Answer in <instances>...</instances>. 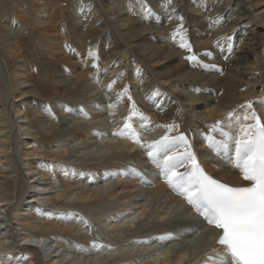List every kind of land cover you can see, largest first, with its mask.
<instances>
[{"label": "bare ground", "instance_id": "1", "mask_svg": "<svg viewBox=\"0 0 264 264\" xmlns=\"http://www.w3.org/2000/svg\"><path fill=\"white\" fill-rule=\"evenodd\" d=\"M83 1L0 0V264H212L208 257L221 251L219 231L204 221L206 229L198 234L204 227L198 214L169 191L160 179L162 167L149 153L153 142L167 135L165 126H173L167 131L183 134L197 162L213 176L248 185L223 159L228 155H212L216 151L210 147L198 150L190 139L200 136L196 127L220 134L212 130L218 121L233 134L236 121L253 110L264 122V0H149L150 7L140 0H101L96 6L107 19L99 15L86 22L78 13ZM179 27L183 31L173 39L169 31ZM180 35L191 52L179 46ZM192 54L195 62L186 59ZM148 78L150 86L156 84L154 93L157 87L167 89L144 107L137 99L148 93L135 95L131 88ZM83 91L87 99L78 98ZM113 94L121 108L115 99L114 106L107 104ZM133 104L146 119L127 120ZM126 122L140 143L114 134L125 130ZM143 123L149 125L146 133ZM146 139L145 158L134 157L133 147H145ZM176 145L154 153L156 161L162 165ZM74 154L89 160L73 161ZM142 161H153L160 172L145 171ZM131 173L136 177L125 180ZM89 177L96 189L88 185ZM133 195L151 207L138 204ZM162 203L166 208L160 212ZM81 214L85 219L78 218ZM85 224L91 227L89 236L81 231ZM168 227L172 233L166 234ZM180 229L184 234L174 233ZM69 237L82 245L86 259L74 242L76 247L67 246ZM155 238L183 245L169 247ZM195 241L201 246L187 253Z\"/></svg>", "mask_w": 264, "mask_h": 264}, {"label": "snow or ice", "instance_id": "2", "mask_svg": "<svg viewBox=\"0 0 264 264\" xmlns=\"http://www.w3.org/2000/svg\"><path fill=\"white\" fill-rule=\"evenodd\" d=\"M142 7L146 6L142 4ZM145 15H151V10L147 9ZM178 34L180 29L173 34V39ZM179 46L192 51L183 35H180ZM88 54L96 56L91 49ZM186 59L195 62L197 58L192 54ZM108 87L111 88V84ZM128 98L131 99L130 96ZM260 103L264 104V101ZM247 108L252 109L251 102ZM136 115L146 119L133 104V111L127 120ZM228 116L233 118V113L229 112ZM220 123L218 121L214 124L212 130L219 129L224 139L216 141L209 136V147L228 155L232 167L239 171L248 186H231L209 176L197 162L183 134L176 137L166 135L153 142L149 155L162 167L168 187L181 196L209 226L219 231L216 243L221 251L208 257L212 264H264V122L253 110L244 115L242 121L237 120L235 135L223 131ZM165 127L171 130L173 126ZM125 130L114 134L140 143L130 123H125ZM170 144H179L184 151L166 155L161 165L156 161L154 153H167ZM180 168H184V171H179ZM93 247L102 246L94 244Z\"/></svg>", "mask_w": 264, "mask_h": 264}, {"label": "rangeland", "instance_id": "3", "mask_svg": "<svg viewBox=\"0 0 264 264\" xmlns=\"http://www.w3.org/2000/svg\"><path fill=\"white\" fill-rule=\"evenodd\" d=\"M88 0H84L83 2H81V4H80V9H79V11H78V13L79 12H81V13H79V14H81L80 15V19L82 20V21H84V22H86V21H91L90 19H94V17H96L95 19H98V16L99 15H102V16H100L99 17V19L100 20H103V19H105L106 17L104 16V15H106L107 14V12L104 10L103 12H101V13H103V14H101V13H99L100 12V10L98 9V7L96 6V3H101V0H89V1H93V3L92 2H87ZM149 0H140V2H143L142 4L143 5H145L146 7L148 6V7H150V6H152V3L149 1ZM213 1V3L215 4V3H217V4H219V0H216V1H214V0H212ZM222 2V0H220V3ZM85 3V4H84ZM95 3V4H94ZM207 2H205V4H206ZM178 5H179V3H177L176 4V7H178ZM97 9H96V8ZM170 7V6H169ZM85 8V9H84ZM135 10L136 11H138V9L137 8H135ZM219 10V11H218ZM220 10H221V8H219V9H217L216 11H218V13H219V16L221 17L222 16V13L220 12ZM254 10V9H253ZM136 11H132V13L131 14H133V13H135ZM205 11V10H204ZM208 11V10H207ZM90 12H92V13H90ZM261 12H263V10L261 11ZM90 13V14H89ZM145 13V10L143 9V12H142V14H144ZM197 14V13H196ZM199 14V13H198ZM206 14L207 13H205V16H206ZM221 14V15H220ZM200 15V14H199ZM198 15V16H199ZM204 15H202V17H205ZM108 17L110 18V20L112 21V19H114V17H112V19H111V16H109L108 15ZM164 17H166V16H164ZM172 17V16H171ZM103 18V19H102ZM167 18V17H166ZM210 18H212V17H210ZM92 19V20H93ZM107 19V18H106ZM117 20V19H116ZM203 20V19H202ZM201 19H200V21H202ZM115 21V20H114ZM113 21V22H114ZM191 25H193V24H191ZM117 26V25H116ZM190 26V25H189ZM82 30H83V28H81ZM178 29H180V33L183 31V29H182V27H179ZM224 29V28H223ZM188 33H189V27L187 28V29H185ZM176 31H177V28H174L172 31L170 30L169 32L171 33V34H173V33H176ZM108 46V45H107ZM71 47V46H70ZM239 48H236V51H238L239 52V50H238ZM234 51L235 50H233V52H232V54L230 55V57L231 58H235V55H234ZM143 68H145V70H146V72H148L149 73V70L144 66ZM36 69V68H35ZM73 75V74H72ZM70 76V75H69ZM72 77H74V75L72 76ZM151 81V80H150ZM149 81V78H148V80H147V82H144L143 84L142 83H140V84H138V87L137 88H135V86H134V88L135 89H132L131 87V91L133 92V94H134V92H135V95H137V94H143V93H148V96L146 97V99H144V100H142V96L140 97V98H138L137 100H138V102H140V104L142 105V106H144L145 107V101L147 100V99H151V97H154L155 99L154 100H156L157 98V96H159V94H161L160 95V97L162 96V93H160V90H163L164 88H159V87H157V89H159V90H157V91H155V93H154V87H156V84H155V86L153 87V86H150V84H151V82ZM150 83V84H149ZM146 85V86H145ZM152 85V84H151ZM164 86H166V87H168L167 85H164ZM153 87V88H152ZM151 88V89H150ZM165 89H167V88H165ZM165 89H164V91H165ZM108 90V89H107ZM149 92H148V91ZM141 91V92H140ZM147 91V92H146ZM151 91V92H150ZM167 91V90H166ZM153 94H156V96L155 95H153ZM86 95V93L83 91L82 93H80V96L78 95V98H80V99H87L88 98V96H85ZM109 95H110V93H109ZM116 95H118V94H116ZM115 94H113V95H111V97L108 99L107 98V100L106 101H108L107 102V104L108 105H111V106H114V103H113V99H115V101L118 103V105H119V107L118 108H121L120 107V102H118L117 101V98L119 97V96H116ZM134 95V96H135ZM150 95V96H149ZM153 95V96H152ZM65 97H69L70 99L71 98H77V96H71V95H66ZM150 97V98H149ZM92 100L95 98V96L92 98V97H90ZM112 100V101H111ZM154 100L152 101V103H153V105H154ZM160 100H161V98H160ZM88 101V100H87ZM109 101H111L110 103H109ZM92 102H94V101H92ZM94 103H96V102H94ZM96 105V104H95ZM102 106H104L103 108H105V104L104 105H102ZM158 106V105H157ZM159 106H162L161 105V103L159 104ZM153 107V106H152ZM156 107V106H155ZM195 107V106H194ZM83 108H85V107H83ZM124 108V107H123ZM141 108V107H140ZM85 111V110H84ZM83 111V112H84ZM125 113V112H124ZM114 118V117H113ZM72 123V122H71ZM70 122H68L67 124L68 125H70V127L68 126V125H65L66 126V128L68 127V128H70L71 130H72V128H74V124L72 125ZM145 123H143V126H142V128L143 127H146V129H141L143 132H148V126L151 124V122L149 121L147 124H149L148 126H147V124L146 125H144ZM157 124H159V123H157ZM156 124V125H157ZM237 124V121H236V123H235V125ZM72 125V126H71ZM222 127H224L223 125H221ZM109 127H110V125H109ZM161 127V126H160ZM111 128H112V126H111ZM69 129V130H70ZM196 130L200 133L199 135V137H197V138H195V137H192L191 139H190V141H191V143L195 146V148L196 149H198V150H208V148H209V143H208V137L209 136H211V137H213L215 140H223V138L224 137H222V136H220V134H215V132H212V133H210V132H208V133H206L207 131H205V132H203V129L201 128V127H196ZM111 131H113V130H111ZM142 132V133H143ZM233 132V135H235L234 133H236V130H233L232 131ZM164 133H167V136L169 135V137H175V135L174 136H171V134L167 131V129H166V127H165V129H164ZM217 136V137H216ZM220 137H222V138H220ZM68 138H71V136H69ZM218 138V139H217ZM220 138V139H219ZM220 140V141H221ZM206 141H207V145L206 146H204L205 144H206ZM80 143L81 142H77V145H80ZM147 145V139L143 142V144L142 145ZM146 145H145V147L144 146H142V148H139L142 152V154L140 153V150H138L137 148H136V146H134L133 147V150H132V153L133 154H135L136 156H134V157H136V158H141V157H143V158H145V156H146V154H145V152H147V147L149 146H147L146 147ZM82 146V147H81ZM80 146V148H81V150H82V148H83V146L84 145H81ZM203 146V147H202ZM95 147V146H94ZM144 147V148H143ZM204 147H205V149H204ZM206 147H207V149H206ZM178 148V149H177ZM200 148V149H199ZM87 149H85V150H83L85 153H87L88 151H86ZM134 150H136V151H134ZM138 150V151H137ZM143 150H144V152H143ZM175 150H177V151H174L175 153L176 152H183L184 151V148L180 145V147H178V145H176V149ZM211 152H213V150L211 151ZM210 152V153H211ZM207 153H209V152H207ZM209 153V154H210ZM219 155L218 154V152L216 151V152H213V154L212 155ZM220 153V152H219ZM174 154V153H173ZM232 153L230 152V155H231ZM75 155V154H74ZM74 155H72V157H71V160H73V161H75V160H78V159H80V161H81V159H84L85 161H88L89 160V158H87L85 155H83V154H81V156L79 155H75V157H73ZM132 155V154H131ZM216 155V156H217ZM226 155V154H225ZM139 156H141V157H139ZM85 158H87L88 160H86ZM207 159H209V158H207ZM223 159L225 160H227L228 162H229V158H228V156H223ZM225 160V161H226ZM79 161V162H80ZM82 162H83V160H82ZM143 162V163H142ZM142 162H140V166H141V168L142 169H144L145 171H148V172H155V171H158L159 170V168H157V166L156 165H152L153 164V161L151 162V161H142ZM144 162H145V164H144ZM86 162H84V164H85ZM222 163H224V162H222ZM86 164H89V162H87ZM143 165V166H142ZM100 167V166H99ZM90 168H92V166L90 167ZM93 169V168H92ZM99 169V168H98ZM94 170V169H93ZM183 170H184V168H183ZM182 170V171H183ZM95 171V170H94ZM99 172L98 173H101L102 172V170L101 169H99L98 170ZM96 172H97V170H96ZM158 172H160V171H158ZM132 176H134V177H136V175H132V173L129 175V178H128V176L125 178V180H127L128 181V179L130 180L131 178H133ZM131 177V178H130ZM89 179V183H88V185H92L91 186V188H94V189H96L97 187V185H95V182H96V180L94 179L93 180V178L91 179V177H89L88 178ZM118 179V178H117ZM117 179H115V180H117ZM161 180H163L164 179V177L163 178H160ZM114 180V181H115ZM149 180H150V178H149ZM101 181H102V179H101ZM150 182V181H149ZM248 183V182H247ZM150 184H152V183H150ZM87 188H89V187H87ZM169 191L170 192H172V193H175L174 191H172V189H169ZM52 193V194H51ZM50 194L51 195H53V192H51ZM135 197V195H133V199L134 200H136L137 201V203L138 204H140V202L141 203H144L145 202V200H144V197H140V196H137L136 195V199L134 198ZM140 197V198H139ZM139 199H140V201H139ZM152 199H154V197H152ZM150 201H146L145 202V204L147 205L148 204V207H151L150 205V203H149ZM156 202V200L153 202V203H155ZM150 204V205H149ZM187 205V202L183 205V207H185ZM165 206V203H164V205H163V203L159 206V208H158V210H160V212H161V209L162 210H165V208L166 207H164ZM163 207V208H162ZM77 210V209H76ZM119 217H121L120 215H118ZM117 216V217H118ZM78 218H81L82 220L83 219H85V217H82V214L80 215V216H78ZM185 219V218H184ZM79 220V219H78ZM81 222H83V221H80V223ZM186 222V221H185ZM57 224H56V227H61V224H62V222H59V224H58V222H56ZM53 224H55L54 222H53ZM107 224H109L108 222H107ZM195 224H193V226H194ZM84 226H86V228L88 229H91V227H90V225H87V224H85V225H83L82 227H84ZM108 226V225H107ZM111 225L109 224V227H110ZM55 227V226H54ZM86 228H82L83 230H81V231H84V233L87 235V236H89L91 233V231L88 229V231L86 230ZM112 228V227H111ZM87 232H86V231ZM181 231H182V233H184L183 232V230L181 229ZM167 234V233H166ZM71 237H69L68 238V244H67V246H73L74 245V247H76V245H77V241L75 240V239H73V238H71V239H73V240H71L70 239ZM70 240L72 241V242H70ZM162 240L163 239H161V241L159 242V244H171V245H169V247L170 246H172V245H175L176 243L174 242V240H176V239H173L172 241H169V243H164V242H162ZM76 241V242H75ZM114 240H112V242H113ZM178 241H180L179 239H178ZM76 244H74V243ZM100 242L101 241H97L96 242V240L94 241V243H99L100 244ZM103 243V242H102ZM196 243H198V241H195V242H193V244H196ZM66 245V244H65ZM114 245H115V243H114ZM183 245V244H182ZM181 244H180V246H179V244L178 245H175V246H177V248H180L181 246H182ZM200 245V244H199ZM79 246V247H78ZM77 247H78V252L80 253V256H82V257H84V259H86L87 258V255L85 254L86 253V251H85V249L82 247V245H77ZM174 247V246H173ZM173 247H171V250H172V252H174V253H176L177 252V250H175V248H173ZM197 246H194L193 248H190L189 246H187L186 248L188 249V251H186V249H184L187 253H192V250L193 249H195ZM67 248V247H66ZM65 247L63 248V250L64 249H66ZM81 248V249H80ZM70 248L68 247V250H69ZM68 250H64V251H66V252H64V253H66L65 255L69 258V256L71 257V258H69V260L71 259V261H73V259H72V257H73V255H72V253L71 252H68ZM80 250H82V251H80ZM63 253V254H64ZM70 255H69V254ZM84 254V255H83ZM69 255V256H68ZM72 255V256H71ZM85 255H86V257H85ZM67 258V259H68ZM69 260H67L66 262L68 263V261ZM70 261V262H71ZM74 263H76V262H74Z\"/></svg>", "mask_w": 264, "mask_h": 264}]
</instances>
